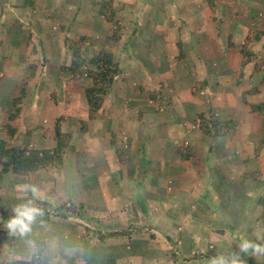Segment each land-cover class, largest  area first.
Masks as SVG:
<instances>
[{
    "label": "rangeland",
    "instance_id": "obj_1",
    "mask_svg": "<svg viewBox=\"0 0 264 264\" xmlns=\"http://www.w3.org/2000/svg\"><path fill=\"white\" fill-rule=\"evenodd\" d=\"M20 1L0 0V56L4 58V68L0 78V127L6 122V114L12 110L11 100L18 96L20 88L23 87L24 95L19 103L20 111L17 118L11 123L17 131L16 134L22 137L25 132H28L30 133L31 148L48 149L53 145V126L58 119L59 129L61 133L67 135L68 142L67 148L64 150L61 169L48 167L37 176L27 178L26 183L33 182L41 192V197L35 199L34 204L36 205V201L44 202L45 204H40L39 207L46 210L47 213V217L39 218L32 231L33 239L42 242V252L36 259L37 264H206L210 257L221 253L225 254V251L230 248L227 243L224 246L226 250L219 251L214 246L209 249L207 242L203 246V239L202 244L196 246V251L184 252L178 235L169 228L171 220L157 210L158 205L155 204L153 207L151 203L146 204L148 201L144 202L142 193L138 199L133 197L132 200L126 197L127 192L138 194L135 191L136 182L134 180L141 178L145 172L152 171L154 160L160 156L161 142L171 145L172 137H176L175 129H171V125L177 124L174 121L175 110H173L174 104H172L171 99L160 107L158 104L154 105L153 101L148 100L143 95L156 89L158 96L167 99L174 97V92L181 91L180 88L186 87L188 89L186 92L193 97L192 105L198 107L200 111H205L206 106L211 107L213 112L219 115V112H223V110L219 109L216 104H221L222 97L217 94V96H213V99L209 97L204 100V95H213V91L209 90L213 81L206 79L211 85L202 86L198 92L195 91L194 86L189 88L188 85L189 81L195 84L196 80L185 78L183 87H180L179 84L181 79L173 82L175 88L167 84V79H163L161 76L162 67L155 60L148 64V60L150 59L151 62V53H163L164 58H167V52L174 48L171 43L165 45L163 40L155 37L156 35L152 36L154 33L153 26L150 22L148 23L150 20L145 17L140 18L139 31L144 32L143 43L148 50H143L142 54L139 53L135 57H133L134 53L131 50L129 57L127 56L124 46L133 26L138 24L135 19L140 16L143 7L149 6L143 0H115L113 2L115 5L120 3L123 6L121 10L124 14L120 18L124 30L119 42L109 43L110 46H108V41L104 39L109 34V27L93 13L98 0H34L33 7H30L31 10L26 11L29 15L25 14L18 17ZM139 5H141L140 12ZM86 8L88 9L85 10ZM5 11L12 12L11 15L14 16L15 14L16 17H6ZM166 17L170 16L167 15ZM168 35V33H164L163 37ZM79 36L86 37L79 48L81 55L78 66L79 75L76 78H70L60 70V67L70 64L69 46L65 44V41L67 39L76 40ZM214 38L220 43L221 37L218 33L216 37L209 36L208 40L213 42ZM165 40L169 39L166 38ZM170 40L172 41V39ZM248 40L245 42V49L250 50L254 55V60L247 66L248 71L239 68L227 78L225 76L220 77V79H223L227 88L234 93L236 92L235 89H238L245 94L255 96L261 94L262 96L256 97V102L260 97L261 102L264 101V75L260 78V75L264 74V47L261 46L259 53H257L256 46L249 45L255 43V40L251 39L249 43ZM135 41L141 47L137 38ZM241 42L244 41L241 40ZM102 48L109 51L114 57L119 72L114 75L113 88L102 100L101 110L98 114L100 116L96 119L93 117L89 119L87 107L82 98L83 90L90 84L85 73L94 69L88 64L91 54ZM239 56L243 59L240 54ZM135 62H139V67H136ZM140 64H144V66ZM30 65L34 67V74L22 86V82L29 73ZM165 65L167 69L163 71L164 74L165 72L170 73L169 70L173 67L172 62L167 59ZM157 68L158 70H155ZM171 70L174 71V69ZM260 70L262 74H258L259 83L256 87L249 88L247 86L251 85L249 82L251 80L247 78L249 73L256 74ZM156 72L160 75V79L156 80L157 82L153 78ZM151 77L152 79H150ZM243 77L244 82L233 87V80L235 83H239ZM215 83L219 84L217 80ZM170 90H172L171 94H169ZM217 91L219 92V89ZM239 97L241 99V96ZM180 99L182 102L183 97ZM122 111L128 114L132 113L126 118L125 126L120 125L119 127V129L124 127V131L127 132H124L125 134L118 133L114 137L113 134L116 133L117 127L116 121L119 120V113ZM194 113L197 114V111ZM195 114L192 113L190 116L194 115L193 119L196 121ZM257 118L259 119H257L256 129L262 130L264 128V111ZM122 121L124 120L121 118ZM187 127L189 126L187 125ZM196 130L198 129L195 125L192 128L190 125L189 129L184 128L185 136L181 138L184 144L187 143L188 145V137L193 135ZM1 137L3 140L5 139L7 144L11 143V139L3 132H0ZM109 137H111L112 143H108ZM207 139L209 140V138ZM124 140L128 145L131 144L130 148H126V144L123 143ZM193 140L199 145L196 141L198 139L194 138ZM181 142H178L177 145ZM113 143L116 147L113 152L119 159L122 158V154L116 153V151L121 152L125 149L133 151L132 168L129 169L130 172L128 173L129 176L133 175V178H130L133 181L129 182L128 179L123 182L119 181V184L122 183L124 187L120 189V185L116 183L115 179V177L118 178L115 174L118 171L109 170L107 172L104 165L107 154L113 158V152L110 149ZM208 144H206L207 148L203 150L206 152L205 154L200 146L194 149V155L190 157L192 162L200 161L197 158L202 160L205 158L203 155H206V159L209 161L214 160L216 156L214 157ZM147 147L153 149L146 150ZM141 152H144L143 157L146 159L144 161L148 163H141L138 168L136 166V164L139 165L140 159L138 153ZM226 154L227 151L224 152L225 156ZM124 155L126 154L123 153ZM220 156L218 164L226 165L229 158L225 159L222 154ZM210 165L212 166V164H208V166ZM214 165L217 166L216 163ZM232 165L235 166V163ZM151 174L149 172L146 176H151ZM121 175L123 174L120 173L119 176L121 177ZM219 175L226 182L228 174L224 170L219 172L213 170L210 177L217 180ZM138 180L139 183H143L142 179ZM148 182L150 183L149 180H147ZM19 185L25 184H21L19 179L10 178L8 180V175L4 181H0V224H4L3 220L6 217H11L12 209L16 205L33 199L32 194L21 191ZM208 191L212 195L228 200L223 197L225 189L220 180L215 187H209ZM117 192L120 193L118 197L117 195L113 196ZM25 194L30 198H24ZM229 194H232L230 190ZM240 195L238 198L228 200L230 203L227 206L237 218L242 192ZM244 199H246L245 196ZM175 200L177 201V199ZM255 201L256 205L253 208L259 212L253 216L255 219L254 228L251 229L252 231H248L246 237L242 238L250 239L253 242H255L257 235L264 234V197L263 199L255 198ZM206 202L208 203V201ZM163 204L167 207L165 202ZM62 205L64 207L70 205L76 208L79 215L67 213L65 219H60L57 217L56 208ZM142 207L147 214L140 212ZM199 210L200 205L192 200L191 205L186 210L183 222L194 223L195 221L199 232L209 230L220 234L216 228L218 225H211L216 223L215 220L212 217L201 219ZM123 230L130 233V238L119 236L99 240L104 234L120 233ZM225 231L230 237V230L225 229ZM177 232L180 233L178 230ZM80 237L83 238V242H81ZM0 244L2 247L3 241L0 240ZM6 247L7 245L4 244V248ZM122 247L128 253H122ZM17 251L18 248L16 247L8 248V259L6 260H26L34 255L36 250L26 245L22 250L23 254H17ZM206 251H212V253L207 254ZM244 258L247 257L243 256L242 259L245 260ZM250 259L256 264H264V256H251Z\"/></svg>",
    "mask_w": 264,
    "mask_h": 264
},
{
    "label": "crops",
    "instance_id": "obj_2",
    "mask_svg": "<svg viewBox=\"0 0 264 264\" xmlns=\"http://www.w3.org/2000/svg\"><path fill=\"white\" fill-rule=\"evenodd\" d=\"M112 1L115 2V0ZM143 1H145V4H148L149 6L142 8L140 16L135 19L136 22L140 24V18L142 17L150 20L148 23L150 22L152 24L154 32L152 36L156 35L155 37L163 40L165 45H169L171 43L172 47L174 48L173 50L170 49L169 52H167V58L165 57L164 59L166 62L167 59L172 62L174 68L172 67L171 69H174V71L170 69V73L165 72L164 74L163 71L167 69V66L165 63L160 65V67H162L161 76H163V79H167V84H169L171 87H174L173 82L177 79L178 81L181 79L179 84L180 87H183L184 79L186 78L187 80L197 81L195 84L189 81V88H191V86L198 88L199 86L211 85L207 81L208 79H211L213 81V85L209 87V90L213 91V95H204V100L209 97L213 99V96H217V94L222 97L221 104H216L219 109L223 110V112H219V116L230 113L231 109L233 110V108L239 109V111H241L243 114L246 113L244 108L241 109L240 104H237V108L236 104H234L241 100L239 96L244 93L238 91V89H235V93L231 89L229 90L227 85L224 83V80H221L219 77L223 78L226 76L227 78L234 70L239 68H243L245 71H248L247 66L250 65V62L244 66H241L243 59H241L238 54V44L242 43L241 40L244 41L247 35V38L255 40V43L249 45L256 46L255 50L257 53H259L261 46L264 47V0ZM24 2V0H21L20 4H18V17L25 14L29 15L26 13V11L31 10V8L26 6ZM112 7L115 11H117V16L122 17L124 12L121 10V8L123 6L118 3L117 5L113 4ZM87 9L88 8L85 10ZM138 9L140 12L141 5L138 6ZM5 14L6 17H16L15 14L14 16L11 15L12 12L5 11ZM167 15L170 17H166ZM143 21H145V19H143ZM164 33H168L169 35L167 37H163ZM217 33L221 37L220 43H218L215 38L213 42L208 40L209 36L216 37ZM166 38L169 40H165ZM170 39H172V41ZM251 39L248 40V43L251 42ZM175 48L176 50L179 48V50L176 51ZM179 52L181 53L182 58L179 60L174 59L175 55H178ZM126 54L129 57V50L126 52ZM251 55L253 54L251 53ZM135 63L136 67H139V62ZM155 70H158V68ZM258 74H262L261 70L256 74L249 73V77H247L249 80H251L249 81L251 85H247L249 88L253 86L256 87V85L259 83ZM263 75L264 74L260 75V78ZM159 76L160 75L156 72L155 77H153L155 78L154 81L159 80ZM216 80L219 82V84L215 83ZM244 80V77L239 83H235L233 80V87H235V85H241ZM217 89H219V92ZM172 90L169 91V94H171L170 92ZM180 90L181 91L174 92V97L167 99L168 101L171 99L172 104H174V121L177 124L175 126L171 125V129L174 127L176 137L173 138L171 135V145H166V143L160 141L162 149L160 156H157L153 162L154 168L152 171L142 174L141 178H137V180L142 179L144 184L139 183L138 181L140 180H134L136 182L135 191L138 194L127 192L126 197L133 200V197L138 199L141 195H143L144 202L148 201L146 204L151 203V206L153 207L155 204L158 205L157 210L161 211L164 217H167L171 220L169 228L175 231V234L178 235L179 242L183 246L184 252L186 253H192L193 251H196V246H200L202 244V239L203 246L207 242L209 249L214 246L215 249L217 248L219 251H223L226 250L224 246L227 243L230 248L225 251V254H229L231 251L237 252V245L241 242L244 236L246 237L248 231H252L251 229L254 228L253 222L255 219L253 216L257 215V212H259L258 210L255 211L253 208V206L256 205L255 198L263 199L264 197V149L260 150L256 156L253 155L254 149L257 147L262 138H264V128L262 130L256 129L258 121L257 119H259L257 118L258 116L252 117L249 115L247 120L242 121V125L238 128L233 139L231 141H226L227 143L224 142L222 151L224 154L225 151L228 153L230 151L229 149H232L235 151L234 156H237L238 159L232 158L230 161L227 160L228 162L224 166L218 164L219 158H217L214 152V157L216 156L214 160L212 159L209 161V159H206V155H203L205 158L202 160L197 158V160H200L197 163L191 161L190 157L194 155V149L200 146L202 152L205 154L206 152L203 150L204 148H207L206 144L209 143V140L206 137L201 138V136H199V131L196 130L193 135L188 137L189 142L187 146H189L191 150L189 159L180 160L179 156L175 152V145L178 146L177 143L182 141V136H185L184 128L189 129L190 125L191 128L193 125L196 126L195 120L193 119L194 115L191 117L190 114H195L194 111H197V113L203 111H200L198 107L192 105V102H194L193 97L189 95L188 92H186L188 91L186 87L180 88ZM258 96L262 95L260 94L255 96L247 93L245 94L244 99L248 103H256V97ZM181 97H183L182 102L180 99ZM260 98H258V102H260ZM100 110L101 109L99 108V110L94 114L93 119H96L98 116H100L98 115ZM130 115H132V113L128 114L125 111L119 113L120 117L119 120L116 121L117 127L115 131L116 133L113 134L114 137L118 135V133L122 134L127 132L124 131V127L123 129H119V127L120 125L125 126L127 121L126 118ZM137 115L139 116V113H137ZM121 118L124 121L121 122ZM187 125L189 127H187ZM108 134L111 135L112 133ZM195 135L197 136L195 137ZM110 138L111 137H109V139ZM124 138L126 139V137ZM194 138L199 140H196L199 145H197L195 140H193ZM109 139L107 140L108 143H112V140ZM123 143L126 144V148H130L131 144L128 145L125 140ZM228 146L230 147L225 149ZM110 147L112 152L116 149L114 143ZM141 147L143 146L141 145ZM147 148L148 149L146 150L153 149H149V147ZM116 153H121L122 158L119 159V157L115 155V152H113V158H111V155L107 154L105 159L106 163H104L105 169H107V172H109V170L113 172L118 171L115 172L118 177H115L117 184H119V181L123 182L127 179L129 182L133 181L130 179L133 178V175L129 176L128 174L130 172L129 169L132 168L131 157L133 151L125 149L121 152L116 151ZM123 153L126 155L123 156ZM138 154L140 155V159L139 165L136 164V166L139 168L141 165V159H146L141 156V153ZM224 158L226 159L229 157L225 156ZM208 162L216 163L217 166L214 164L213 166H208ZM149 163L151 164V162ZM232 163H236L235 166H233ZM216 167V171L219 172L220 170H224L225 173L228 174L226 182L220 175L218 176L217 180H214L213 177H210V174ZM42 171L44 170L34 172L27 177H15L11 174H6L3 176L2 180L4 181L8 175V180L10 178L13 180L19 179L21 184L37 187V185H35L33 182L26 183L27 178H32L31 176L35 177ZM149 172L152 173L151 176H146V174ZM120 173L123 174L121 177L119 176ZM233 173L236 174L232 175ZM147 180H149L150 183H147ZM219 180L225 189L223 194L224 198H227L228 200L235 199L240 197V193L242 192V199L240 198V203L238 204L240 208L238 218L235 217V215L227 207L230 201L212 195L208 191V188L212 187L213 184H217ZM257 182H259V185H257ZM119 185V189L124 188L122 183ZM229 190L232 192V194H229ZM189 192H191V194H189ZM140 193L142 194L140 195ZM118 194L120 193L117 192L113 194V196L117 195L118 197ZM243 195L246 197V199H244ZM24 198L30 197L26 196L25 194ZM175 199H177L178 202ZM192 200H195V202L200 205L199 213L201 219L212 217L216 223H212L211 225H218L216 228L219 230L220 234H218V232H210L209 230L199 232V228L196 227L197 223H195V221L194 223L183 222V220H185L186 210L191 205ZM206 201H208V203ZM163 202L167 204V207L164 206ZM225 229L230 230V237L227 235ZM239 229H241V231H239ZM177 230L180 233H178ZM7 251L8 246L4 248V244L2 247L0 244V260L8 259ZM206 253L209 254L212 253V251H206ZM17 254H23L21 249H18ZM243 256L247 257L246 259L244 258L245 264H256V262L250 261L251 255L244 254L241 255V258ZM200 262H202V260H200Z\"/></svg>",
    "mask_w": 264,
    "mask_h": 264
},
{
    "label": "trees",
    "instance_id": "obj_3",
    "mask_svg": "<svg viewBox=\"0 0 264 264\" xmlns=\"http://www.w3.org/2000/svg\"><path fill=\"white\" fill-rule=\"evenodd\" d=\"M24 1V4L26 6L33 7V0ZM112 2V0H98L95 4V9H93V13L95 14V16L101 18L103 22L109 27V34L104 37V39L108 41V46L119 42L122 36V32L124 30L121 26L122 20L120 17L117 16V11H115L112 7ZM134 26L124 46L125 52H127L128 50L129 52H131V50L133 51V57L139 55V53H142L143 50H148L147 48H145L146 45L143 43L144 40L142 37H144V32L139 31L140 25L136 24ZM247 36L245 37L244 42L238 44V52L243 58L241 66H244L248 62H252L254 60V56H251V53L247 51L244 46L246 44L245 42H247L248 40ZM134 38H137V41L138 43H140L141 47L136 44ZM85 39L86 37L79 36L76 40L67 39L65 41V44L69 46L70 64L65 67H60V70L70 78H76L79 75L78 66L79 61L81 59L79 48ZM178 50L179 48H177V51ZM151 54V62L149 59L148 64L152 63V61L154 60L155 62H158L159 65L166 63V60H164L165 58L163 53ZM181 58L182 55L180 52L174 57V59L178 60ZM88 64L93 66L94 69L89 70L85 73L87 80H89L90 84L83 90L82 98L84 99L85 105L87 107V116L89 119H91L94 114L99 110L105 95H107V93L113 88L115 82L114 75L119 72V68L117 62L115 61L111 53L109 51L104 50L103 48L97 50L96 53L94 52V54H91L90 58L88 59ZM142 66H144V64H142ZM3 68L4 58L0 56V78L2 77ZM28 70L29 73L27 75V78L22 82V86H24L26 80L31 79L34 74L33 66L30 65ZM200 88H202V86L196 88L195 91L198 92ZM23 95L24 89L23 87H21L18 96L14 97L11 100L12 110L6 114V122L0 127V132H3L4 135L11 139V143L7 144L5 139L3 140L2 137L0 138V181L6 174H11L15 177H27L34 172L45 170L48 167L58 169L62 168L63 154L65 148H67L68 142L67 135L61 133L59 129L58 119L55 121V124L53 126V145L48 149L31 148L29 143L30 133L28 132H25V135H23L22 137H19L16 134L17 131L11 123L17 118L19 114V103ZM244 96L245 95L242 94L241 100L239 102L234 103L236 104V108L238 107L237 104H240L241 109L244 108L246 110V113L244 114L239 111V109L233 108V110L231 109L230 113L219 116L218 113L213 112V109L208 106H206L205 111L195 114L197 119L195 123L198 131L200 132L199 136H201V138H209V147L211 151L216 154L217 158L221 157L220 154H222V157H225L222 152L223 144L224 142L231 141L233 139V137L237 133L238 128L241 127L242 121L247 120L249 115L252 117L261 116L264 111V101L248 103L244 99ZM143 97H146L148 100L153 101L154 105L158 104V106L160 107H162L164 103L169 102L167 100L168 98L162 99L161 96H158V91L156 89H153L152 91L144 94ZM262 149H264V138H262L257 147L254 149L253 155L256 156L258 152ZM229 150L230 151L226 154V156L229 157L228 160L230 161L232 158H237V156H234L235 151L232 149ZM175 152L179 156L180 160H187L191 155L190 147L187 146V143L184 144L183 141L178 144V146L175 145ZM141 156H143V152H141ZM141 163H144L143 158L141 159ZM209 164H212L213 166L214 163ZM214 170H216V168H214ZM215 186L216 184L212 185V187ZM40 204L43 205L45 203L36 201V205L38 207ZM56 211L57 217H59L60 219H65L67 213L73 214L75 216L79 215L77 214L78 212L76 208L70 205L68 207H64V205L59 206L58 208H56ZM60 211L65 213H61ZM145 211L146 210L142 207L141 212L143 214H147V212ZM46 215V210H44V217H47ZM6 218L3 220L4 224L8 219ZM4 224H0V240L3 241V243L6 244L8 248L16 247L18 249H21L22 251L25 246L28 245L27 241L15 237H9L7 231L3 227ZM119 236L130 238V233L126 232L125 230L120 233H108L100 237L99 240L102 241L103 239H106L108 237L110 238ZM27 240L33 241L36 245V251L34 255H31L29 259L26 260L8 261L3 259L0 260V264H37L36 259L38 258V255L42 252V242L33 239L32 234L27 238ZM80 240L81 242H83V238L80 237ZM142 243L145 244L144 241H142ZM122 248V253H128L126 252L124 247Z\"/></svg>",
    "mask_w": 264,
    "mask_h": 264
},
{
    "label": "clouds",
    "instance_id": "obj_4",
    "mask_svg": "<svg viewBox=\"0 0 264 264\" xmlns=\"http://www.w3.org/2000/svg\"><path fill=\"white\" fill-rule=\"evenodd\" d=\"M21 191L30 192L33 199L16 205L12 209L13 214L6 220L4 228L9 237L26 240L28 246L35 250V243L27 240V238L32 234L33 226L39 218L44 216V210L34 204V200L41 197V192L37 187L32 185H22ZM258 241H264V235H257L255 242L246 238L242 239L237 245V252L231 251L227 255L222 253L217 254L216 256L210 257L206 264H245V261L241 258V253L251 256H264V242Z\"/></svg>",
    "mask_w": 264,
    "mask_h": 264
}]
</instances>
